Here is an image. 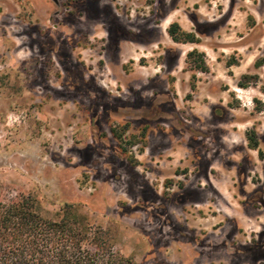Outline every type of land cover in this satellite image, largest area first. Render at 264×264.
I'll return each mask as SVG.
<instances>
[{"label": "rangeland", "instance_id": "rangeland-1", "mask_svg": "<svg viewBox=\"0 0 264 264\" xmlns=\"http://www.w3.org/2000/svg\"><path fill=\"white\" fill-rule=\"evenodd\" d=\"M150 103L167 110L131 166L109 126L138 132ZM248 131L264 153V0H0L4 200L30 196L50 220L70 204L133 264H264Z\"/></svg>", "mask_w": 264, "mask_h": 264}, {"label": "trees", "instance_id": "trees-1", "mask_svg": "<svg viewBox=\"0 0 264 264\" xmlns=\"http://www.w3.org/2000/svg\"><path fill=\"white\" fill-rule=\"evenodd\" d=\"M172 40L198 42V36L171 22L166 29ZM195 69L206 70L196 49L186 53ZM262 59L256 61L260 65ZM252 78L247 74L242 78ZM243 85V84H242ZM248 146L258 147L253 131L247 133ZM113 236L107 228L93 225L76 213L73 206L64 204L60 217H42L30 196L4 200L0 191V264H133L129 256L114 250Z\"/></svg>", "mask_w": 264, "mask_h": 264}, {"label": "flooded vegetation", "instance_id": "flooded-vegetation-1", "mask_svg": "<svg viewBox=\"0 0 264 264\" xmlns=\"http://www.w3.org/2000/svg\"><path fill=\"white\" fill-rule=\"evenodd\" d=\"M57 1L58 0H55V1L52 0V2L54 4H57ZM65 1L67 4H73L74 2H76L78 0H65ZM148 11L149 10L147 8V10L142 13V15H146L148 13ZM164 15H165V13L162 14L161 16L163 17ZM191 30H197V29L194 28ZM116 95L121 96V93L117 92ZM90 110H91L93 116L95 115V113H97L96 107H93V108L91 107ZM165 110H167V109L166 108L164 109L163 107H161L157 104H153V103H150L147 107H145L144 111H142L140 114V118H139L140 120L138 119V121H137L140 123L139 128H138V132H133L130 130V128H131V125H130L131 122L130 121H133L131 119L124 120V122L119 123V124H111L109 126V131H110L112 137H114V139L116 140L117 149L119 150V152L121 154H123L125 156L126 160L128 161V163L131 166H135L136 164L139 163V160L136 157V154L134 153L132 148L136 145H139L138 150H141L142 148H144L147 145V135H148V130H149L150 124L152 123V121H155V122L160 121V119L162 118V115H163L162 113ZM94 136L99 137V133L98 134L95 133ZM258 147H259V145H258ZM255 150L258 153V150L257 149H255ZM258 157L260 159L264 158V156L260 157L259 153H258ZM174 183H175L174 180L169 179V178H165L162 182V184L164 185V188H165L164 191L168 190L172 186V184H174ZM176 185L181 188L183 186V182L181 180L177 181ZM251 196H252V194H251ZM233 218L240 219V218H237L236 216H233Z\"/></svg>", "mask_w": 264, "mask_h": 264}, {"label": "water", "instance_id": "water-1", "mask_svg": "<svg viewBox=\"0 0 264 264\" xmlns=\"http://www.w3.org/2000/svg\"><path fill=\"white\" fill-rule=\"evenodd\" d=\"M55 1V0H54Z\"/></svg>", "mask_w": 264, "mask_h": 264}]
</instances>
